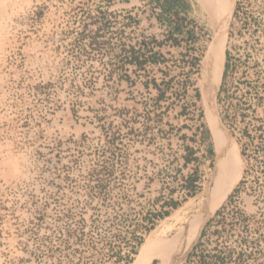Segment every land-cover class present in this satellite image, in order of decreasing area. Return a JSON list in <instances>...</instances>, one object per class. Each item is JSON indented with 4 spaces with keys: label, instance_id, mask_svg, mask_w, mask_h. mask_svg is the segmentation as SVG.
<instances>
[{
    "label": "rangeland",
    "instance_id": "1",
    "mask_svg": "<svg viewBox=\"0 0 264 264\" xmlns=\"http://www.w3.org/2000/svg\"><path fill=\"white\" fill-rule=\"evenodd\" d=\"M213 27L200 0H0V264H131L203 206ZM224 59L238 181L180 264H264V0H234Z\"/></svg>",
    "mask_w": 264,
    "mask_h": 264
},
{
    "label": "bare ground",
    "instance_id": "2",
    "mask_svg": "<svg viewBox=\"0 0 264 264\" xmlns=\"http://www.w3.org/2000/svg\"><path fill=\"white\" fill-rule=\"evenodd\" d=\"M209 13L213 28L216 34L211 40L204 59L202 61L201 73V94L202 100L206 104L205 109L207 113L208 122L213 133V140L215 137V161L214 168L211 172L209 183L205 188L207 200L203 206L189 217H184L176 211L173 215L179 222H185L175 228L180 229L168 239L157 238L148 240L147 243L141 247L135 259L131 264H148L153 256L160 258V264H173L174 260L181 258L182 262L191 247L195 244L199 232L205 225L209 217L225 200L228 193L232 190L233 180L236 172V163L231 152L233 146L236 144L232 137L223 129L215 117L212 108H210L211 95L216 93L218 84L220 82L223 62H224V46L225 37L227 35V17L229 16L234 0H228V7L223 2V12L221 13L220 23H218V14L216 4L213 0H200ZM218 25V28H217ZM217 29V30H216ZM215 49V50H214ZM214 51V54L212 55ZM241 175V174H240ZM204 187V186H203ZM175 221V220H174ZM174 223V222H173ZM150 233V232H149Z\"/></svg>",
    "mask_w": 264,
    "mask_h": 264
},
{
    "label": "clouds",
    "instance_id": "3",
    "mask_svg": "<svg viewBox=\"0 0 264 264\" xmlns=\"http://www.w3.org/2000/svg\"><path fill=\"white\" fill-rule=\"evenodd\" d=\"M33 159L32 149L29 147L24 148L19 153V162L14 164L11 168L6 167L4 169V178L17 182L28 179V168Z\"/></svg>",
    "mask_w": 264,
    "mask_h": 264
},
{
    "label": "water",
    "instance_id": "4",
    "mask_svg": "<svg viewBox=\"0 0 264 264\" xmlns=\"http://www.w3.org/2000/svg\"><path fill=\"white\" fill-rule=\"evenodd\" d=\"M233 5H234V4H233ZM232 10H233V8H232ZM232 10H231L229 16L227 17V23H226V21H225V24H226V26H227V29H228V27H229L230 19H231V17H232ZM216 32H217V31H215L214 36H215ZM214 36H213V37H214ZM212 39H213V38H212ZM215 104H216V93H214L213 95H211L210 105H209V106H210V108H212L215 117L217 118L218 122H219L220 125L223 127V129L225 130V127H224V125H223V123H222V119H221V117H220L219 114H218V111H217V108L215 107ZM214 166H215V165H214ZM210 175H211V174H210ZM180 261H181V258H178L177 260H174V261H173V264H179Z\"/></svg>",
    "mask_w": 264,
    "mask_h": 264
},
{
    "label": "trees",
    "instance_id": "5",
    "mask_svg": "<svg viewBox=\"0 0 264 264\" xmlns=\"http://www.w3.org/2000/svg\"><path fill=\"white\" fill-rule=\"evenodd\" d=\"M177 30H178V29H177ZM227 66H228V63L226 62V63H225V67H227ZM142 240H143V239L141 238L140 241H139V243H141ZM136 252H137V250H133V253H136ZM131 260H132V258L129 259V262H131Z\"/></svg>",
    "mask_w": 264,
    "mask_h": 264
},
{
    "label": "flooded vegetation",
    "instance_id": "6",
    "mask_svg": "<svg viewBox=\"0 0 264 264\" xmlns=\"http://www.w3.org/2000/svg\"><path fill=\"white\" fill-rule=\"evenodd\" d=\"M225 60V59H224ZM223 67H224V64H223ZM222 72H223V69H222ZM221 76H222V74H221ZM220 80H221V78H220Z\"/></svg>",
    "mask_w": 264,
    "mask_h": 264
}]
</instances>
